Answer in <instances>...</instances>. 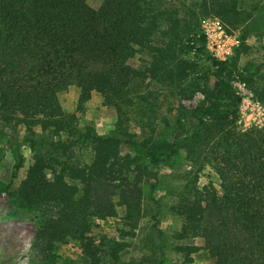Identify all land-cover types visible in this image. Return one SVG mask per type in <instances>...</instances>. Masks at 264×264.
<instances>
[{
  "label": "trees",
  "instance_id": "16d2710c",
  "mask_svg": "<svg viewBox=\"0 0 264 264\" xmlns=\"http://www.w3.org/2000/svg\"><path fill=\"white\" fill-rule=\"evenodd\" d=\"M154 3L102 0L94 6L92 0H0V124L22 126L31 135L39 127L41 135L58 138L47 151L34 154L18 186L11 190L23 158L18 139L0 131V137L14 144L15 159L9 183L1 191L8 193L13 204L42 211L28 264H58L54 250L69 240L78 243L86 264L117 263L128 243L107 237L95 240L91 235L95 219L117 215L115 204L99 194V188L106 191L111 186L115 193L119 191L130 227L123 235H133L141 212L140 169L132 182L127 178L133 165L144 157L158 163L178 155L179 123L164 142H157L153 133L138 142L123 126V117L134 105L130 85L146 75L130 65L139 52L151 57L148 71L157 82L171 85L175 95L204 94V101L189 111L197 119V144L204 147L215 138V146H222L220 159L214 158L220 192L212 183L198 188L196 176L184 174L193 178L183 181L171 208L182 218L177 237H201L215 264H264V128L235 134L221 107V100H229L237 110L239 98L230 78L240 55L249 49L246 39L252 32L244 31L227 61L208 57L214 71L211 82L201 87L194 81L185 88L182 81L188 71L196 70V64L181 59L177 49L180 37L199 23L178 31V18H169ZM195 5L205 16H218L232 26L246 20L237 0H196ZM162 20L171 23L166 30L161 29ZM204 51L202 46L199 53ZM242 79L251 83L253 74ZM71 85L78 89V110L92 91L101 95L104 105L114 107L118 133L124 138L116 133L99 135L90 126L79 128L75 113H65L57 99V93ZM63 136L67 142L57 146ZM78 143L91 148L88 164L73 156ZM122 144L136 158L122 155ZM59 148L63 149L57 153ZM188 149L191 155L197 151ZM150 173L143 168L145 177ZM176 250L190 262L189 255L198 247L178 245Z\"/></svg>",
  "mask_w": 264,
  "mask_h": 264
},
{
  "label": "rangeland",
  "instance_id": "374dc122",
  "mask_svg": "<svg viewBox=\"0 0 264 264\" xmlns=\"http://www.w3.org/2000/svg\"><path fill=\"white\" fill-rule=\"evenodd\" d=\"M101 1L92 0V3L97 6ZM195 1L152 0L155 2L153 4L155 9L165 11L169 18H178V31L185 29L189 23H199V27L189 29L180 37L178 56L196 64V70L188 71L182 81L183 86L186 88L189 83L197 81L202 87L213 80L214 71L208 57L217 59L206 48L202 32L205 22L214 19L225 33L234 37L237 42L224 61L232 56L244 31L247 29L252 32L246 39L249 49L240 55L237 66L231 74L230 85L235 95V89L231 84L235 76L244 77L246 74H253L254 80L251 83L246 82L247 86L254 98L264 106V46L261 42L264 34V0H237V7L243 12L246 20L234 26L225 23L218 16H205L195 5ZM161 23L162 30H166L171 24L167 20H162ZM192 34H200L201 37L191 46L189 42ZM202 46L205 51L199 53ZM150 60L151 57L144 52L137 53L130 60L132 68L146 75L143 78H135L130 85L134 105L133 109L127 112L128 117L127 115L123 117V126L138 142L152 133L157 142H164L170 139L168 134L171 128L178 126L179 123V129L175 133L180 140L178 155L169 162L158 163H153L150 157H144L142 161L133 165L135 169L127 177L129 182L137 177L139 169L141 176L138 185L141 212L133 235H123V232L129 231L130 227L124 219L127 210L122 204L119 191L115 193L109 184L110 189L106 191L100 187L99 194L108 197L115 204L117 215L95 219L91 235L95 240L107 237L128 243L117 263L105 260L101 264H215V259L203 248L204 240L201 237L190 236L182 239L177 237L182 226V218L171 208L177 201L183 181L193 178L184 176L185 173L191 172L196 176L198 188L212 183L218 192L221 191L220 177L215 167L218 161L214 158L220 159L222 146H215V138L204 147H199L197 144L199 141L195 138L199 134V128L196 127L197 119L193 114H189V111L204 101V94L196 91L191 97L175 95L172 93L171 85L157 82L154 75L148 71ZM77 95L78 89L71 85L66 90L59 91L57 99L65 113H75L79 128L90 126L99 135L116 133L117 136L124 138L118 133V115L115 108L104 105L99 93L92 91L89 101L81 110L76 108ZM239 105L240 100L236 110L229 100H221V107L228 115L226 122L235 134H247L264 128V125L244 124ZM0 131L18 139V150L23 158L17 178L9 186L12 190L18 186L27 167L33 162L34 154L37 151H47L51 143H58V138L41 135L39 127H35L33 135L24 127L15 125L0 124ZM60 140L62 142L57 146L67 142L64 136ZM13 148L14 144L9 138L0 137V264H28L29 248L42 211L13 204L8 193L1 191L9 183L13 170L15 162ZM74 148L73 156L76 160L83 164L91 161L92 151L89 144L78 143ZM188 148L191 150L195 148L197 151L191 155ZM60 149L63 148L57 149V153L61 152ZM120 151L122 155L129 153L131 157L136 158V155L124 144L120 146ZM144 167L146 171L152 172L148 177L143 174ZM178 245L198 247L195 253L189 255L192 259L190 262H186L185 255L176 250ZM54 253L58 264H86L76 241L69 240L66 244L58 245Z\"/></svg>",
  "mask_w": 264,
  "mask_h": 264
},
{
  "label": "built area",
  "instance_id": "2783aa9c",
  "mask_svg": "<svg viewBox=\"0 0 264 264\" xmlns=\"http://www.w3.org/2000/svg\"><path fill=\"white\" fill-rule=\"evenodd\" d=\"M202 34L203 38H205L206 48L215 59L220 61H224L231 53L232 48L237 45L235 38L227 35L214 19L205 22ZM200 37V34H192L189 44L191 46L194 45V42ZM261 42L264 46V34ZM231 84L235 89V95L240 100L239 110L243 123H252L258 126L264 125V106L254 98L252 91L248 88L242 76H235Z\"/></svg>",
  "mask_w": 264,
  "mask_h": 264
}]
</instances>
